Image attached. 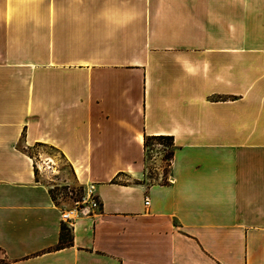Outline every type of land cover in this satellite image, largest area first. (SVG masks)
Wrapping results in <instances>:
<instances>
[{
    "label": "crops",
    "instance_id": "obj_1",
    "mask_svg": "<svg viewBox=\"0 0 264 264\" xmlns=\"http://www.w3.org/2000/svg\"><path fill=\"white\" fill-rule=\"evenodd\" d=\"M41 146L100 208L64 220ZM0 264H264V0H0Z\"/></svg>",
    "mask_w": 264,
    "mask_h": 264
},
{
    "label": "rangeland",
    "instance_id": "obj_2",
    "mask_svg": "<svg viewBox=\"0 0 264 264\" xmlns=\"http://www.w3.org/2000/svg\"><path fill=\"white\" fill-rule=\"evenodd\" d=\"M167 143V141L164 143L152 141L150 144L146 156L147 181L150 183L160 181L162 174L169 171L171 149ZM39 148L34 154L35 162L40 164L43 169L48 168L49 164L55 165L53 168L40 173L42 181L50 187L54 200L62 209L73 208L78 196L75 192L77 190L76 182L68 162L59 152L43 146ZM47 153H50V155ZM49 157H52V159ZM134 181H146V177L135 178Z\"/></svg>",
    "mask_w": 264,
    "mask_h": 264
},
{
    "label": "built area",
    "instance_id": "obj_3",
    "mask_svg": "<svg viewBox=\"0 0 264 264\" xmlns=\"http://www.w3.org/2000/svg\"><path fill=\"white\" fill-rule=\"evenodd\" d=\"M52 159V157H49ZM37 164V169L39 171H46V169H51L55 165H48V168L43 169L40 164ZM150 203L149 198L146 199V204L148 205ZM100 197L97 191V185L96 183H89L83 188V192L80 194L78 199L75 201V205L73 208L65 210L62 213V217L64 220H70L72 221L74 219V216L71 214H75L76 216L80 215H88L93 210L100 208Z\"/></svg>",
    "mask_w": 264,
    "mask_h": 264
},
{
    "label": "trees",
    "instance_id": "obj_4",
    "mask_svg": "<svg viewBox=\"0 0 264 264\" xmlns=\"http://www.w3.org/2000/svg\"><path fill=\"white\" fill-rule=\"evenodd\" d=\"M152 141H159V142H162V143L167 141L168 142L167 144H168V146L171 149L170 150V159H172V155H173V150H172L173 141H172V138L170 136L159 135V136L146 137L145 145H146L147 152H148V149H149L150 144H151ZM146 155H147V153H146ZM76 187H77V190L75 192L77 193V196L79 197L80 194L83 192V187H81V186H79L77 184H76ZM65 230H66V227H63L64 233H65Z\"/></svg>",
    "mask_w": 264,
    "mask_h": 264
}]
</instances>
